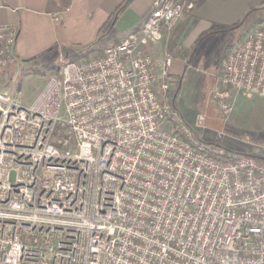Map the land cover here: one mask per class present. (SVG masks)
<instances>
[{"label": "built area", "instance_id": "obj_1", "mask_svg": "<svg viewBox=\"0 0 264 264\" xmlns=\"http://www.w3.org/2000/svg\"><path fill=\"white\" fill-rule=\"evenodd\" d=\"M196 1L154 0L139 30L65 61L29 105L0 85V264H264V168L195 139L161 94L166 72L156 88L148 46ZM18 36L0 25V71ZM232 90L264 97V21L222 61L226 114Z\"/></svg>", "mask_w": 264, "mask_h": 264}, {"label": "rangeland", "instance_id": "obj_2", "mask_svg": "<svg viewBox=\"0 0 264 264\" xmlns=\"http://www.w3.org/2000/svg\"><path fill=\"white\" fill-rule=\"evenodd\" d=\"M182 20L174 29L180 26ZM261 21H264V2L249 8L237 22L227 28L209 34L199 32L200 39L195 41L194 36L197 35L189 30L184 35L185 44L188 46L192 43L187 50L194 53L196 47L203 51H198L197 58L186 59L182 71L170 84V92L161 94L171 97L173 110L195 139L205 143L207 140H219L229 152L253 155L258 165L264 168V97L243 95L232 90V109L226 114L214 96L219 86L222 61L229 46ZM81 53L75 46L59 43L37 56L24 60L21 58L14 66L0 71V85L22 103L29 105L49 77L60 73L64 62L72 60L74 55H79L76 59L84 58ZM34 68L37 72L31 70ZM199 116L205 117L202 124L198 123Z\"/></svg>", "mask_w": 264, "mask_h": 264}, {"label": "crops", "instance_id": "obj_3", "mask_svg": "<svg viewBox=\"0 0 264 264\" xmlns=\"http://www.w3.org/2000/svg\"><path fill=\"white\" fill-rule=\"evenodd\" d=\"M123 1L0 0V25L12 24L18 27L16 52L23 60L37 56L59 43L66 46L78 43L93 45L91 53L102 52L107 46L119 43L131 32L139 30L150 16L154 0H133L115 24L99 35L101 26ZM262 2L264 0H206L187 13L177 29H164L158 41L148 46L154 56L157 90L161 88L165 72L174 80L182 71L186 59L197 58L198 51H203L195 46L194 53L187 50L192 43L187 46L184 35L189 30L197 35L194 36L195 41L200 39L199 32L209 34L227 28L237 22L249 8L259 6ZM55 12H59L58 17H55ZM169 60L170 65H167Z\"/></svg>", "mask_w": 264, "mask_h": 264}, {"label": "trees", "instance_id": "obj_4", "mask_svg": "<svg viewBox=\"0 0 264 264\" xmlns=\"http://www.w3.org/2000/svg\"><path fill=\"white\" fill-rule=\"evenodd\" d=\"M132 1L133 0H125L117 7L115 12H113V14H111L109 18L106 20V22L101 26L99 35H102L103 33L107 32L115 24L119 15L132 3ZM205 1L206 0H197L196 7H199ZM72 46L73 47L75 46L77 49L82 51L81 53L82 57H87L88 54L93 50V45H83L81 43H78V44H73ZM231 46H229L228 50L231 48ZM77 57H79L78 54L74 55V57H72L73 58L72 60H76ZM31 70L37 72V69L35 68ZM206 144L210 146L222 147V143L219 140H213V141L207 140Z\"/></svg>", "mask_w": 264, "mask_h": 264}]
</instances>
